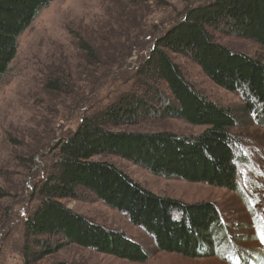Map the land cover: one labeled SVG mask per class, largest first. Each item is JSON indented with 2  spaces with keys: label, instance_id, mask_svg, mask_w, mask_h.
<instances>
[{
  "label": "trees",
  "instance_id": "obj_1",
  "mask_svg": "<svg viewBox=\"0 0 264 264\" xmlns=\"http://www.w3.org/2000/svg\"><path fill=\"white\" fill-rule=\"evenodd\" d=\"M52 1L0 0V83L16 57L20 35ZM213 32L250 39L264 50V0H211L187 8L183 18L155 39L135 68L131 89L98 112L84 115L71 135L52 145L50 169L36 182V205L24 221V264H39L68 245L148 261L150 255L141 244L64 203L84 193L125 214L160 251L195 259L226 250L230 229L215 202L185 204L159 196L107 158L96 159L119 156L159 176L237 191L240 141L232 131L241 125V117L250 114L259 121L264 116V62L218 43ZM79 44L93 56L90 44L83 39ZM172 54L196 62L225 90L240 92L242 111L206 97ZM47 87L57 92L65 88L59 80L49 81ZM142 117L178 118L206 129L194 136L115 130L137 124Z\"/></svg>",
  "mask_w": 264,
  "mask_h": 264
},
{
  "label": "rangeland",
  "instance_id": "obj_2",
  "mask_svg": "<svg viewBox=\"0 0 264 264\" xmlns=\"http://www.w3.org/2000/svg\"><path fill=\"white\" fill-rule=\"evenodd\" d=\"M211 0H54L18 39V51L0 83V264H24V221L36 201L32 192L50 169L52 145L71 135L82 117L98 112L129 91L140 61L155 39L183 18L187 8ZM230 50L262 60L256 42L213 32ZM83 39L93 56L79 44ZM186 78L206 97L242 111L240 92L215 84L189 58L172 54ZM133 75V76H132ZM59 80L60 92L47 87ZM232 132L240 141L235 164L237 191L151 173L119 156L96 158L114 163L153 193L185 204L215 202L229 226L228 245L216 256L187 258L158 250L154 240L128 217L84 193L64 203L110 231L122 232L150 255L132 262L97 250L68 245L39 264H264V116L241 117ZM206 129L178 118H140L116 131L173 132L194 136Z\"/></svg>",
  "mask_w": 264,
  "mask_h": 264
},
{
  "label": "bare ground",
  "instance_id": "obj_3",
  "mask_svg": "<svg viewBox=\"0 0 264 264\" xmlns=\"http://www.w3.org/2000/svg\"><path fill=\"white\" fill-rule=\"evenodd\" d=\"M133 76V75H132ZM146 77V76H145Z\"/></svg>",
  "mask_w": 264,
  "mask_h": 264
}]
</instances>
